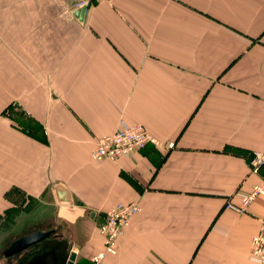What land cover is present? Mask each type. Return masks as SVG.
Returning a JSON list of instances; mask_svg holds the SVG:
<instances>
[{"label": "crops", "instance_id": "1", "mask_svg": "<svg viewBox=\"0 0 264 264\" xmlns=\"http://www.w3.org/2000/svg\"><path fill=\"white\" fill-rule=\"evenodd\" d=\"M74 1L0 0V213L11 190L52 206L42 230L88 264L106 212L135 202L106 264H259L264 196L245 213L226 203L264 172L248 166L264 151V0H105L81 14ZM122 120L174 147L93 160Z\"/></svg>", "mask_w": 264, "mask_h": 264}, {"label": "built area", "instance_id": "2", "mask_svg": "<svg viewBox=\"0 0 264 264\" xmlns=\"http://www.w3.org/2000/svg\"><path fill=\"white\" fill-rule=\"evenodd\" d=\"M105 0H76L72 8L90 7L92 3ZM147 144L170 149L174 147L173 141H161L151 134L141 123H127L122 120L114 132L97 138L91 151V158L95 161H116L121 157H128L134 151ZM250 172L259 175L264 169V151L254 150L248 160ZM238 203L228 201L226 207L238 213H245L249 205L258 197L264 196V172L248 192H237ZM140 212L135 202H117L105 214L104 221L99 225L98 231L102 239V249L89 258L88 264H106L107 256L116 255L119 241L125 235L126 228L131 220ZM76 254L77 249H73ZM248 258L259 264H264V215L258 218V229L250 243ZM74 264H76L74 262Z\"/></svg>", "mask_w": 264, "mask_h": 264}, {"label": "water", "instance_id": "3", "mask_svg": "<svg viewBox=\"0 0 264 264\" xmlns=\"http://www.w3.org/2000/svg\"><path fill=\"white\" fill-rule=\"evenodd\" d=\"M86 8L77 10V14ZM58 203L70 204L69 191L61 184L54 187ZM4 256L18 255L13 264H74L76 253L68 249L66 240L59 239L54 230H35L12 241Z\"/></svg>", "mask_w": 264, "mask_h": 264}, {"label": "rangeland", "instance_id": "4", "mask_svg": "<svg viewBox=\"0 0 264 264\" xmlns=\"http://www.w3.org/2000/svg\"><path fill=\"white\" fill-rule=\"evenodd\" d=\"M19 192L11 190L4 194V198L10 201V206L0 213V264H13L18 255L4 256L3 252L12 241L30 234L35 230L48 228L53 221V207L32 201L25 205V197L17 195ZM51 207V209L49 208ZM48 229H44L46 231ZM51 230V229H50Z\"/></svg>", "mask_w": 264, "mask_h": 264}]
</instances>
